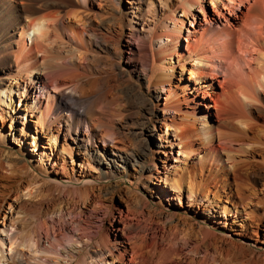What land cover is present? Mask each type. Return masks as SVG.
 <instances>
[{
  "label": "bare ground",
  "instance_id": "bare-ground-1",
  "mask_svg": "<svg viewBox=\"0 0 264 264\" xmlns=\"http://www.w3.org/2000/svg\"><path fill=\"white\" fill-rule=\"evenodd\" d=\"M123 1L117 0L119 5ZM125 1L129 35L145 44L143 49L139 44L130 48L127 63L139 69L140 92L149 101L141 131L135 133L146 131L149 139L156 135L160 139L157 149L151 148L150 159L146 152L141 156L130 152L121 163V155L107 147L109 139L119 141L114 126L101 124V118L87 116L78 106L84 99L78 85L65 91V82L57 75L50 79L44 70L49 28L61 26L81 42L108 35V28L97 30L74 9L60 12L46 10L47 5H38L37 0H0L6 25L0 33V52L16 65L8 66L14 71L11 77L17 78L15 86L29 90L25 118L30 110L35 112L36 125H48L51 146L62 136L69 141L58 155L52 149L39 152L41 170L78 182L76 165L84 173L91 166L82 156L95 161L101 174L111 178L131 165L149 182L163 183L160 202L177 204L181 210L163 215L164 206L158 212L144 197L134 203L122 196V204L110 211L112 219L118 211L123 223L125 218L141 216L144 224L124 225L114 238L113 222L110 229L105 221L91 218H80L76 227L62 225L49 231L46 226L56 209L61 214L68 208L84 214L88 208L83 206L91 201L104 206L96 188L53 180L38 184L36 177L24 182L22 157L0 150L5 193L19 199L17 216L11 219L20 221L26 214L41 217L27 235L14 225L12 234L0 236L1 254L11 264H264V252L256 251L248 240L255 235L264 242V233L260 234L264 227V0ZM31 31L35 37L30 43ZM78 53L73 62L80 65L87 57ZM12 87V82L0 86L1 100L12 98ZM213 114L217 122L210 120ZM175 147L177 160L193 161L186 171L178 164L167 165ZM237 148L247 152L257 148L259 158H238ZM66 155L73 160L72 169ZM157 158L164 162L163 170ZM153 223L160 225L159 231L148 230L147 224ZM91 239L95 250L78 260Z\"/></svg>",
  "mask_w": 264,
  "mask_h": 264
},
{
  "label": "rangeland",
  "instance_id": "rangeland-1",
  "mask_svg": "<svg viewBox=\"0 0 264 264\" xmlns=\"http://www.w3.org/2000/svg\"><path fill=\"white\" fill-rule=\"evenodd\" d=\"M43 3L47 5L46 10L58 11L59 9V11L62 12L65 9H74L78 14L81 13V15L87 18L90 24L97 30L101 28H108L110 30V33L106 36L100 34L97 38L88 37L86 41L81 42L61 26L49 28L47 31L48 33H46L47 37L45 42V45H47L46 49H48V60L43 62V64L46 63L44 70L46 72L48 71L47 73L50 79L57 75L65 83L67 82L66 84L64 83V87L67 86L65 91L71 89L69 85H78V90L82 92L84 98L83 101L78 103V106H83L85 108L88 114L87 116L91 118H101V124L114 126L118 131L117 138L119 141H112L109 139L107 147L121 155V157L119 156L120 162L127 157L130 152L138 154L139 156H141L143 152H146V159H150L152 157L151 148L157 149V144L160 142V139L158 135L152 136L149 139L146 135V131L135 133V131H141L140 127L143 125L144 106L148 105L149 101L147 96L140 92L141 82H138L136 79V73L139 69L127 63L128 55H132V53H130L131 47H136L137 44H139L141 49L145 47L143 42H137L134 37L129 35V28L126 26V18L124 15L128 3L125 0L121 5L118 4L117 0H91L89 3L82 2L81 0H37L38 5ZM3 24V18L0 16V33L6 28V25ZM34 32L31 31L28 35V42L30 43L35 37ZM5 37H8V34L4 35L3 38ZM78 52H84L87 57V59H84L85 62L82 61L83 65L76 64V61L73 62L76 58L75 55L79 54ZM3 56V53H1L0 86L7 87L10 86L12 82L13 90L12 98L6 97V102L0 99V131H3V134H0V150H2L3 153L9 152L13 153L15 156L22 157L23 160L21 163L25 164L22 170L25 172L22 174V181L26 182L36 177L39 180L38 184H41L45 180H53L60 184L64 183L66 185L79 186L84 189L93 186L96 188L95 192L99 194L104 203V206H99L98 202L95 200L91 201V203L86 206L82 204L83 208H88L87 212L84 214L71 208H68L63 214L58 212V209H56V212L54 210V218H51V223L53 224L51 225L50 223L46 226L49 231H53V229H57L62 225L76 227L77 221H79L80 218H91V220L96 223H99L101 220L105 221L106 227L110 229H112L111 222H113L114 228L111 232V237L114 238L115 233L120 231L121 227L124 225L128 228L129 226L137 225V223L144 224L143 217L141 216L125 218L123 223L119 220L118 211L115 212V219H112L109 215L110 211H112L111 209L114 207L122 204V196L130 197L134 203H136L139 198L144 197L148 201L149 206L158 212L160 211V207L164 206L165 210L162 211L163 215L172 214L175 211L181 210L177 204L169 205L167 201H164V203L160 202L158 195L163 191V183L149 182L141 171H135L131 165L126 168V170L121 168L119 173L116 171L117 177L111 178L110 176H103L101 174L102 169L100 170L95 161H92V159L86 160L84 156H82L81 160L86 161V163L91 166L88 167L87 172L84 173L80 167L76 165V174L80 178L78 182L66 181L64 178H60V176L51 172L50 169V172L47 173L41 170L39 167L41 158L39 152L45 149L51 151L52 149L53 152L58 155L65 146L69 145V141H65L62 136V138L57 140L55 146H51L53 144L49 138L48 125H45L43 128L40 125H36L35 120L37 117L35 112L32 113L30 110L27 111V118H25V105L28 104L29 90L23 86L20 88L15 86L17 78L11 77V75H14V71L9 69L8 66L16 68V65L11 58L5 59ZM41 60L40 58L39 63ZM48 66H50L49 70ZM56 66L57 68L60 66V68L57 69ZM177 73L179 74V70ZM74 77H76V79ZM162 101H164V99ZM210 120H212V122H217V115L213 114ZM160 133L163 132L160 131ZM33 136H36L37 140H35ZM100 146L103 148L102 143H100ZM237 149L238 151H236V154L238 158H252V156L259 158L257 148H252V152L251 150L247 152L241 150V148L240 150L239 148ZM67 155L65 159L70 169H72L74 166L73 160ZM177 158L178 147H175L174 156L167 162L169 168L178 164L179 167H181V171H186L193 166L191 158L185 159L184 157V159L182 158L181 160H177ZM162 159H164V156ZM121 163H123V161ZM156 163L160 169L163 170L162 166L164 162L157 158ZM82 173L87 175L84 176ZM4 183H6V180H0V236L7 237L9 234H12V232L15 231L14 225L22 227L23 235H27L38 223H40L41 217L36 218L31 216V214H26L27 216L23 215L20 221L11 219L12 215H14V217L17 216L15 214V205L18 203L19 199L15 194L8 195L5 193L7 189H4ZM144 184H146V186H144ZM25 197L27 198V196ZM147 227L149 231L153 232L160 230V225L156 223L147 224ZM93 229L96 230L97 227L93 226ZM107 232L108 229L106 235ZM263 233L264 227L260 228V234ZM253 237V239L248 240L253 247H255L256 251L263 253V237H259V241H257V236L254 235ZM127 243L128 242L124 243V245ZM3 248L9 251V244L4 243ZM94 250L95 242L91 239L88 241L85 248L78 254V260H82L87 253L93 252ZM3 254L5 255V253L1 254L0 252V264H11V260L6 255L3 256ZM237 264L239 263L237 262Z\"/></svg>",
  "mask_w": 264,
  "mask_h": 264
}]
</instances>
